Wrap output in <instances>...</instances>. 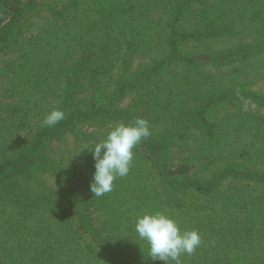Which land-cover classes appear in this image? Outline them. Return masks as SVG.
Instances as JSON below:
<instances>
[{
	"label": "rangeland",
	"instance_id": "1",
	"mask_svg": "<svg viewBox=\"0 0 264 264\" xmlns=\"http://www.w3.org/2000/svg\"><path fill=\"white\" fill-rule=\"evenodd\" d=\"M8 1L14 9L3 26L13 21V28L9 40L0 41V243L6 246L0 245L4 252L0 258L4 263H28L32 259L34 264H163L149 257L148 244L139 238L135 226L126 236L111 224L115 212L126 210L114 197L127 187L136 193L133 202L137 212H164L181 231L204 228L207 235H200L201 246L191 255L183 254L181 264H202L215 234L220 235L223 245L217 255L222 253L230 261L247 263L256 246L259 257L264 258V105L255 101L256 96L264 97V0H154L162 12L147 8L146 4L153 0ZM166 40L172 41L171 48L169 44L166 47ZM165 49L168 62L162 64L165 57L160 60L150 50ZM129 53L133 60L128 59L126 69L137 75L136 71L144 70L145 65H160L156 71L159 80L146 86L131 81L124 107L119 109L128 108L130 97L136 106L143 93L155 84V112L163 98L160 91L168 83L175 87L176 82L183 85L182 95L188 96L187 107L210 99L218 103L196 118L192 127H186L178 141L166 143L165 157L142 139L133 149L128 175L117 177L113 190L101 197L90 191L94 165L80 168L83 159L74 155L75 146L84 138L77 141L67 135L63 143L50 140L48 154L55 166H61L70 177L65 182L44 171L41 163L20 167L36 135L47 127L42 126L43 120L61 105L58 103L63 93H58V85L69 82L76 67L89 62V55L96 58L93 70H100L105 65H125ZM220 58L224 60L217 61ZM111 72L113 82L120 83L118 74L123 71ZM131 74L124 80L131 79ZM88 78L84 73L82 84ZM107 93L96 96L110 97ZM88 96V92L83 95L79 91L66 99L82 102ZM151 103L143 101L139 108L146 109ZM80 111L84 112L82 108ZM161 115L164 122L160 128L167 131L175 118L166 112ZM112 127L85 130L88 135L98 133L101 141ZM83 135L76 136L81 139ZM243 167L262 188L247 191L249 204L240 208L244 200L238 193L243 182L235 173L224 174L228 169L239 171ZM164 168L165 183L160 173ZM182 169L189 170L188 178L179 175L184 180L182 184L193 180L200 187L211 184L216 189L219 182L221 197L204 195L194 186L180 189L176 197L171 193L169 198L165 189L175 179L170 173L182 174ZM19 171L23 174L16 175ZM198 194L201 205L213 208L214 215L204 224L199 222L200 210L187 212ZM68 197L88 204L95 199V206L89 208L97 206L99 214H105L102 223L95 224L96 229L76 234L67 227L60 230L58 223L70 221L77 209ZM223 212L228 221L224 224L239 225L235 236L227 238L228 234L224 239L221 235L225 229L219 228L222 224L218 222ZM53 217L57 221L49 220ZM29 230L32 234L27 237ZM26 238L27 246H34L31 251L24 244Z\"/></svg>",
	"mask_w": 264,
	"mask_h": 264
},
{
	"label": "trees",
	"instance_id": "2",
	"mask_svg": "<svg viewBox=\"0 0 264 264\" xmlns=\"http://www.w3.org/2000/svg\"><path fill=\"white\" fill-rule=\"evenodd\" d=\"M171 1V0H169ZM8 0H0V41L7 42L10 38V33L13 28V21L8 23L7 25L3 26L4 22L7 19V16H11V12L13 11V6L9 5ZM163 2V1H162ZM154 0L148 5L147 8H150V10L162 12L161 9L157 8L159 5V2L154 3ZM10 4H12L10 2ZM14 18V17H13ZM179 40V39H178ZM144 44V43H143ZM169 44V47L171 48L172 41L166 40V47ZM150 52L156 56L159 57L160 60H162L164 57L165 59L161 61V63L168 62V51L165 49L163 52H156L153 50H150ZM174 52V51H173ZM136 54V53H135ZM127 55V54H126ZM176 56H179V59L182 60L181 55L176 53ZM89 62L83 63L80 66L76 67L75 73L73 72L72 78L69 79V82L65 84L58 85V93L62 90L63 95L61 96L62 99L58 103L60 106L59 110H62L65 114V119L60 121L57 125L53 127H45L40 131L33 143V146L28 150L27 154L25 155L20 167L26 169L31 168L32 166H36V163H41L43 166V170L47 171L51 176H55L58 180L67 181L70 177H68V174L65 173L61 166H55L54 161L50 159V155L48 154L50 146L49 143L51 141L58 140V142L63 143L65 141V137L72 136L77 141H81L82 138H84V142L78 143L76 145V150L74 155L76 157H82L81 163L78 165V167L84 168L85 166H89L91 164L94 165V160L92 157L91 151L92 148L96 143L100 141V139H97L98 133H90L88 135V132L85 130L86 127L92 128L96 127L102 131L112 127V125H116L117 123H123L128 124L136 118H143L146 119L149 122V128H150V136L147 138H144L147 142H150L151 145H154V147L158 150L162 151V155L165 157L166 154V143H171V141H178L179 137L182 136L185 132L186 127H192L193 122L196 118L201 117L203 114H205L211 107L213 108L216 103H218L215 99H210L209 101L203 102L200 101L199 103H194V105H191L190 107H187L186 100L188 96L182 95L181 90L183 89V85L175 83V87L170 86V83L166 84V88L163 87V89L160 91L163 93V98L160 103V109L153 111V106L157 104L158 101H153V92L154 89L157 88V86L154 84L152 89H147L143 96L138 99V104L135 106L133 105V102L135 99L132 97L129 98V105L126 110H121L119 108L124 107V101L125 97L128 96L126 94L127 87L133 81V84H137L139 86H146L151 85L152 82H156L159 80V75L156 72L158 67L160 66H149L145 65L144 70H137L136 74L133 72L132 69H126V64H128V59L131 62L133 60V55L131 53L128 54V58L126 61L125 58V65L121 64L117 66H113L112 68H108V65H105L100 68V70H93V62L95 63L96 58L92 54L89 55ZM224 58H220L217 61H222ZM158 64V63H157ZM161 64V65H162ZM120 69L123 72H119L118 78L120 80V83H114V78L112 77V72L114 70ZM90 70L91 72H89ZM84 73L89 75V78L86 79L85 84H82L81 78L83 77ZM131 74V79L124 80V78H128V75ZM122 79L124 80L122 82ZM81 85H85L83 88H80ZM113 87V90L110 87ZM245 88V87H244ZM112 90V91H111ZM81 92L83 95L88 92V98H84L82 102H75L73 99L69 100L66 99L67 97H72L76 94V92ZM108 91L107 95L110 94V97H104V96H96L98 93H104ZM106 95V96H107ZM131 96V95H130ZM240 95L238 94L237 97ZM259 101V106L264 105V97H257L255 98V101ZM146 101L148 103H151V105L146 109L139 108L140 103ZM254 101V102H255ZM45 102L49 104L48 97H45ZM234 103V102H232ZM122 104V107H120ZM83 109L84 112L82 113L80 109ZM166 108V109H163ZM162 109V110H161ZM143 110V111H141ZM160 110V111H159ZM166 114L172 116V118H175V121L172 123V126L169 130H165L160 128V125L164 122V116L161 114ZM178 113L180 114L178 116ZM168 122V119H166ZM168 124H170L168 122ZM166 127V128H168ZM156 128V130H155ZM80 129H84L85 131L82 132ZM159 130V131H158ZM78 134L82 135L84 134L81 139L76 136ZM168 135L166 136V134ZM51 140V141H50ZM86 140V141H85ZM173 143V142H172ZM180 142H177L179 144ZM82 144V145H80ZM175 144V143H174ZM146 146V145H145ZM179 146V145H178ZM63 147V146H61ZM179 147H183L179 146ZM21 162V159L19 160ZM150 161V160H149ZM167 164V163H166ZM38 167V166H37ZM28 171V170H27ZM26 171V172H27ZM183 173H170L174 180L170 181L169 184L171 186H167V190L165 189V192H168V197H171V193L173 196L176 197V193L180 191V189L188 188V187H197L196 189H200L204 195L207 196H214V197H221L220 189L222 186L219 187L218 183L216 185V189L211 184L209 185H201L200 187L198 184L192 183L193 180L185 181L187 183L182 184V180L180 176L188 174L189 170L184 171L182 169ZM25 172V173H26ZM162 180L164 183L166 182V169L164 168L162 171H160ZM235 173L239 178L240 182H243L241 190L238 193V196H240L244 203L242 202L240 204V208H245L249 204V200L247 198V191H260L262 188V185L259 183L258 179H256L248 170V168H241L239 171H231L227 170L224 175L226 174H232ZM16 175H22L21 171L18 173H15ZM223 174V173H222ZM180 175V176H179ZM188 178V177H186ZM221 177H218V179ZM176 186V187H175ZM63 189V185H61V188ZM217 190V191H216ZM133 189L127 187L125 191H122L118 195H116L114 198L117 199V204L124 205L123 207H126L125 212L117 211L113 215L114 218L111 219V224L114 226H118L121 232H123L126 236L130 234L133 226H135L136 217L143 215L142 213L137 212L136 207V201H134V198H137L135 195L136 193L132 192ZM171 191V192H169ZM122 194V195H121ZM66 196V195H65ZM169 197V198H170ZM200 194L193 197L192 202L189 204L190 209L187 212H193L195 209L200 210L198 213L200 214V217H202V220L199 221L201 223H206L207 219H211L214 213H212L213 208H205L204 205H201L200 201ZM70 198V204H74L73 206L76 209V213L71 216L72 219L70 221H64L63 223H58L60 230H66L64 229L67 227L71 232H74L76 234L78 231L81 230H87V229H96L95 224L102 223V219H104L105 214H99L100 211H98V207H94V209H90L89 206H95V199H91L88 204L87 201H80L79 199ZM218 205V203H215ZM188 205V206H189ZM87 206V207H86ZM223 209V207H220ZM224 210V209H223ZM202 211V212H201ZM225 211V210H224ZM224 212H223V218L218 219V222L222 224V229H225L223 234L221 235V238L224 239L228 234L227 238L235 236L239 232L238 224L237 223H231L229 222L228 225L224 224L228 221L225 220ZM57 221V218L53 217L49 219ZM53 222V221H52ZM189 224V223H188ZM200 224V223H199ZM238 225V226H237ZM201 226V224H200ZM234 226V227H233ZM215 231H217L216 228H214ZM190 230H196L199 232L202 237H205L207 235L206 232H204L203 227H192ZM40 233V231H36ZM32 234V231L29 230V233L27 235L30 236ZM56 234V233H55ZM57 235V234H56ZM220 235L215 234L213 238H211L210 243L207 245L208 249L211 251H207V257L202 260V264H264V258L259 257L260 252L259 249L255 246L253 251H250L252 255L251 259H248L247 263H241L240 260L236 261H230V258L226 257L222 253L220 255H217L218 251L221 250V246H223L220 241ZM237 240V239H236ZM236 240H233V242H236ZM18 242V241H17ZM230 243V242H229ZM17 244V243H16ZM19 244V242H18ZM27 246V238L25 239V243ZM2 247H6L5 244L0 243ZM28 251H31L32 248H34L33 245L27 246ZM214 253H213V252ZM0 256L4 257V252L0 250ZM259 257V258H258ZM35 262L30 259L28 263H23L21 260L19 262H8L7 264H34ZM0 264H5L4 259L0 258ZM38 264H57L53 261H42Z\"/></svg>",
	"mask_w": 264,
	"mask_h": 264
},
{
	"label": "clouds",
	"instance_id": "3",
	"mask_svg": "<svg viewBox=\"0 0 264 264\" xmlns=\"http://www.w3.org/2000/svg\"><path fill=\"white\" fill-rule=\"evenodd\" d=\"M64 119V112L54 108L42 126L53 127ZM150 134L149 122L136 118L128 124L113 126L106 138L94 145L89 152L95 162L90 183V191L95 197L110 193L116 178L128 175L133 163V149ZM135 231L148 244L149 257L163 264H181L180 257L185 253L191 255L202 243L198 231H181L174 219L159 211L137 216Z\"/></svg>",
	"mask_w": 264,
	"mask_h": 264
}]
</instances>
